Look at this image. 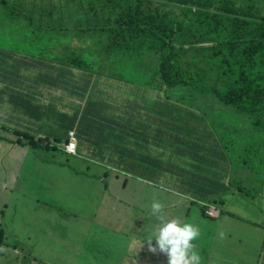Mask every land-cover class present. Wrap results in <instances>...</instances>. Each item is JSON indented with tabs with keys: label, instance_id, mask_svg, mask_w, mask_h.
I'll list each match as a JSON object with an SVG mask.
<instances>
[{
	"label": "crops",
	"instance_id": "crops-1",
	"mask_svg": "<svg viewBox=\"0 0 264 264\" xmlns=\"http://www.w3.org/2000/svg\"><path fill=\"white\" fill-rule=\"evenodd\" d=\"M153 1L14 2L30 16L25 19L28 22L22 30V42L8 55L9 60L20 63L24 76L10 90L0 94V104L11 108H0V122L2 119L10 122L8 125L0 123V127H19L21 132L49 142L51 137H58V132L64 134L71 127V122L66 120L69 115L77 117L79 157H160L157 153L160 147H156L159 142L156 127L160 120L146 113L147 102L156 103V100L140 97V93L156 88L139 81L154 78L156 73L154 56L148 48L154 41L147 39L143 32L152 11L147 3ZM28 3L34 4L30 11L25 10ZM5 27L16 28L10 20L1 23V28ZM77 59L86 61L84 68L70 67ZM152 62V67H146ZM123 69L135 75L128 81H121L118 72ZM90 98L93 102L88 101ZM7 110H12L19 118L8 117ZM82 112H93V119L82 125ZM106 117L112 121H107ZM93 172V177L98 178L100 169H93ZM255 173L254 170L250 173L247 168L236 169V179L259 191L253 197L243 191L224 195L226 204L229 198L238 203L234 209L230 207L234 216L226 214L218 222L211 223L215 228L211 233L214 242L220 239L219 231L226 233L224 250L213 253L207 247L209 238L201 236L196 241L203 245L204 262L201 264H210L214 259L218 264H264V167ZM189 184L170 177V187L177 191L172 193L175 196L172 209L186 206V199L180 197L179 191ZM130 189L133 191L126 193L121 183L114 180L104 188L101 182L93 180L96 201L93 199L89 203L93 205V230L104 227L120 232L116 245L126 258L131 249V238L141 232L143 218L150 215L146 213L147 207L140 203L141 194L133 187ZM75 207L74 215H80L83 208ZM106 213L119 218L103 226ZM150 224L154 230L157 221ZM154 260L151 257L153 264L156 263ZM148 262L143 259L144 264Z\"/></svg>",
	"mask_w": 264,
	"mask_h": 264
},
{
	"label": "rangeland",
	"instance_id": "rangeland-1",
	"mask_svg": "<svg viewBox=\"0 0 264 264\" xmlns=\"http://www.w3.org/2000/svg\"><path fill=\"white\" fill-rule=\"evenodd\" d=\"M195 6L200 8L228 7L235 8L239 14L236 16L241 19L250 20L255 27L258 24H264V20H258L259 12L264 15V0H191ZM34 4L28 3L25 6L26 11L32 10ZM169 27L175 25V16L168 18ZM27 26V20L20 21L18 27H5L0 29V53H4L9 48V44L22 42L21 29ZM177 32V30H175ZM185 32L189 33L187 28ZM15 35V36H14ZM177 37V36H176ZM225 40V41H223ZM177 41L179 38L177 37ZM227 35L221 39L220 43H229ZM235 42V41H233ZM248 45L249 40H243ZM62 57V56H61ZM63 58V57H62ZM9 62V61H6ZM15 67H19L18 70ZM1 87H13L16 81L14 74L19 77L24 76V69L10 62L9 66L1 71ZM147 84H154L156 79L139 80ZM158 91H146L140 93V97L155 101ZM174 96V95H173ZM121 97H119V100ZM174 103L172 101H163V104L154 105L148 103L150 110L156 109L162 113L163 109L172 111ZM0 108L11 109L8 105H1ZM220 110V108H217ZM195 110V117H191L192 122L187 120L172 121L169 124L157 128L158 137L162 138V147L174 151V154L184 155L187 161L194 160L198 165L205 166L209 171H219L218 162V142L211 144L210 134L219 136L218 129L210 128V122L226 128L224 131L234 128L236 134L229 138L227 146L230 149L235 148V154L228 151V162L223 165L222 171L230 172L233 177L235 169L239 166L238 162L243 157V162H248V171L253 173L252 168L259 169L264 166V124L257 126L243 125L244 129L254 130L252 134L246 135L239 130L238 124L244 117L237 114L232 116L226 114L228 121L225 122L223 116H218L219 120L214 119L209 113V107H192L190 113ZM8 117L19 118L12 110H7ZM93 115V112H89ZM9 121L1 120L0 123L8 125ZM189 122V123H188ZM10 123V122H9ZM224 124V126H222ZM10 125V124H9ZM195 141L191 143V138ZM237 135H242V150H239L234 142ZM206 138L203 141V138ZM53 140V138H52ZM62 142L63 138L60 139ZM53 146V145H52ZM208 147L204 152L201 147ZM57 151H34L16 149L11 139L0 142V233L4 237L0 238V264H143L141 255L133 254L126 258L116 243L119 241L121 233L110 228L100 227L93 230V205L89 204L96 201L93 198V169L98 171L96 164H103V159H94L90 157L70 156L66 154L59 145H55ZM169 153V152H168ZM201 156L198 159L195 156ZM165 159V158H164ZM207 159V162H200ZM98 161V162H97ZM90 167V170H87ZM135 169V167H133ZM130 183H142L139 180L129 179ZM126 178V177H125ZM164 181V180H163ZM234 185L237 182L233 180ZM238 186L247 189L249 193L255 194L256 187L249 184L238 183ZM162 195L158 188L146 186L145 190H140L143 195L140 203L143 207H148V197L153 195V199H158L165 204L168 201V195L161 187ZM160 195V196H159ZM174 199V197H172ZM230 200V198H229ZM251 204V200H248ZM76 206L82 207L80 215H74ZM229 207L234 209L238 203L230 200ZM250 206V205H248ZM202 206L200 203L194 204L190 222L195 223L198 214L202 215ZM166 211V209H165ZM177 216V213H173ZM118 215L106 213L102 219L103 226L109 222H116ZM152 219H145L144 225L140 228L145 232V236L150 235L154 230L151 228ZM120 225V222L117 223ZM201 236L208 237L207 247L213 253L224 250L225 239H218L214 242L211 233L215 232L211 221L203 218L201 225ZM92 235L89 236V233ZM134 237V235H133ZM135 242L133 241V245ZM155 241H153V246ZM198 251L203 259V245L198 243ZM15 249L18 250L16 254ZM149 246L144 253L147 254ZM150 258L156 259L155 264H167V257L160 253H150ZM160 261V262H159ZM215 259L211 264H218ZM147 264H153L151 261Z\"/></svg>",
	"mask_w": 264,
	"mask_h": 264
},
{
	"label": "clouds",
	"instance_id": "clouds-1",
	"mask_svg": "<svg viewBox=\"0 0 264 264\" xmlns=\"http://www.w3.org/2000/svg\"><path fill=\"white\" fill-rule=\"evenodd\" d=\"M16 1L18 2L20 0H0V29H2L1 23L5 20H10L12 26L16 27L18 26V24H20V21L30 18V16L27 15L24 9L22 7H19L20 5L17 6V4H14V2ZM147 5L152 8V11L147 19V23L145 27L143 28V32L145 33L146 38L152 39L154 43L156 42V39L159 38L158 35L159 31L154 29V27L157 25L169 27L168 18L170 16H175L177 22V19L181 11H183L186 8L185 4L181 2V0H154L152 3H147ZM140 29H142V27H140ZM22 30L24 29L22 28L21 31ZM21 37L24 38L23 33H21ZM14 44L16 46L11 47V45ZM17 44H18L17 42L9 44V48L5 50L4 53H0V80L2 79L1 71L3 70V68L9 66L10 62H14L17 65H20L19 62L8 59L10 50L16 49ZM155 65H156V73L154 75L155 76L154 78L156 79V82L154 84H148V85H154L156 88L155 91H158L160 93H159V98L156 99V103L147 102L146 113L148 114V111H150V109L148 108V103H153L155 106L158 104L162 105L164 100L172 101L174 103V107L172 108L173 115L172 113L168 114V121H165L163 123L162 120L163 113H157L158 116L156 117L157 119L160 120V124L157 125L156 127V136H157V140L159 141L158 143H156V147H160V151L157 153L161 154V156L160 157H129V159H137L136 161L129 160V164L135 167L134 174H129L125 172V169L118 170L113 165L107 164L105 159H103V164H107V165L105 166L101 164L100 165L96 164L100 169L99 177L98 178L93 177V179H89V181L97 180L102 183L104 188H108L109 183L112 180L118 181L121 183V186L126 193H130L133 191L132 189H130V187L135 188L136 189L134 190L135 192H139L141 189L145 190L146 186H151L154 188H158V190L160 191V195H162L161 187H163V191L166 193V195H168V201H166L165 204L158 199L151 200V198H153V195L151 197L146 196L148 198V202H147L148 207L146 213H150V215L145 216L142 221L144 222L145 219H152V222L157 221L156 227L154 231L148 236H145V232L143 231L139 232L137 236L134 234V237L131 238V243H130L131 249L129 252V256L133 254L141 255L142 262L144 258L148 259V261L150 262L151 258L149 255L152 252L154 254L156 253L164 254L167 257V264H201V262H204V259L201 260V255L200 252L198 251V246L196 241H198L201 238L202 233L200 227L203 224V218L211 221V223H215L218 222L220 218L226 214L234 216V213L230 210V207L228 206L229 202L226 204V199L224 195L229 192L237 191L241 193V191H243L246 192L249 196L253 197L256 195V193H258L259 190L256 189V193L251 194L248 192L247 189H243L239 187L238 183L244 184L246 182H241L240 180L236 179V175H235L236 169L233 173L234 174L233 177L231 176L230 172H226V170H224L223 172L221 169L220 172L216 173L213 176V178L209 179L208 182H205L200 178V176L196 174V173L206 174L204 172V166L198 165L192 159H190L192 162L187 161V158L184 155L174 154L172 147L170 151L162 147V138L158 137L157 128L159 126H162L163 124L166 125L171 123L172 121H178V118L176 116V111L179 106V104L177 103V99L181 100L182 98L178 91H174L175 95L173 96V98L165 94V90H163L161 85L160 77L156 76V74H160V70H159L160 62ZM150 66L152 67V64ZM15 69L18 70L19 67H15ZM14 75L15 77L13 79L16 82H19L18 79L22 77H19L17 74ZM209 82L211 83L213 88L218 90L223 89L215 81L209 80ZM159 84L160 86H158ZM10 89L11 87H1L0 94ZM207 89L208 87L206 86V90ZM193 94H194L193 92H188L184 98L186 104L180 105L182 107L183 120L192 122L191 117L196 116L195 110H193L194 111L193 113H190L193 106L209 107L210 108L209 113L216 120L217 119L219 120L218 116H223L225 122L228 121V118L225 117L226 114L232 116L235 113L237 114V116L240 117L239 113L233 111L232 109L226 108L225 106L218 103L215 99H213L212 102H209L208 104H205L202 101H197L196 103H194ZM218 107L220 108V110L217 109ZM82 113H83L82 125L89 122L90 119H93V115L89 114V112H82ZM76 119L77 117L67 115L66 120L71 122L72 124L71 125L72 129H69L67 131L68 132L67 143H62V144L55 143L52 140V138L54 137H51L50 141L47 143H51V147L56 148V150H51V151H57L58 148L55 147V145H59L60 148L66 154L70 156H78L77 147L79 142V134H78V127L75 126ZM243 119L238 124L239 129H243L242 128L244 124ZM222 126H224V124ZM220 127L221 126H218L213 122H210L211 129L216 130ZM251 131L254 132V130L252 129ZM15 133L25 135L32 139H36L35 137L29 136L21 132L19 127L14 126L8 129H3V127H0V142H3L7 140V138H9L12 140L14 147H21L27 150H34L31 147L26 146L25 144H21V143H26V140L23 139L22 137L16 136ZM71 134H73V140ZM209 134H210V149L212 143H216V142L220 143L219 150L217 152L219 158L218 162L224 165L226 162H228V158H229V155L225 154V152H228L225 148L226 147L230 148L231 146L230 145L227 146L228 141L226 140V137H224L222 134H219V136L213 135L211 133ZM205 139L206 138L204 137L203 141H205ZM36 140H42L46 142V140L43 139H36ZM190 141L191 143L195 141V137H193V135ZM241 142H239V144L236 146L239 150L243 149ZM201 149L204 152L208 151V147L206 146L201 147ZM34 151H46V150L36 149ZM195 157L201 159V156L197 155ZM162 161L166 166L165 171H163L161 168ZM200 162H203V160ZM247 165L248 162L245 161L237 169L247 168L248 170L250 169V167H248ZM261 168L259 169L252 168V170H254L257 173V171L260 170ZM224 173L225 176L228 178L221 177ZM128 176H130L129 179L139 180L142 183V185L139 183L136 184L130 183L129 180L127 179ZM170 177L177 178L179 180L183 179L190 183L189 187H186L179 191L180 197H184L186 199V206L180 207L178 210L172 209L171 206V202L174 201L175 199V196L172 195V193L177 191L172 187H170ZM233 180L237 182L236 186L234 185ZM222 186L224 187L223 189ZM142 196L143 195H141V197ZM172 197H174V199H172ZM196 203H200V205L202 206L201 208L202 215L198 214V218L196 222L193 223L190 222L189 219L191 217L194 204ZM174 212L177 213V216L173 215ZM0 226H2L1 222H0ZM0 236L1 238H3L4 233L1 232ZM218 236L222 240L227 238L226 233L223 231H219ZM133 241L135 242L134 245H133ZM153 241H155L154 246H153ZM148 246H149V250H147V254H145L144 251ZM15 252L16 254H18L17 249H15ZM35 264H39L37 260H35Z\"/></svg>",
	"mask_w": 264,
	"mask_h": 264
},
{
	"label": "trees",
	"instance_id": "trees-1",
	"mask_svg": "<svg viewBox=\"0 0 264 264\" xmlns=\"http://www.w3.org/2000/svg\"><path fill=\"white\" fill-rule=\"evenodd\" d=\"M181 2L185 4L186 8L181 11L175 25L172 27L155 26L154 29L159 31V38L148 46L154 56V64L160 62V74H156V76L160 77L165 94L173 98L174 91H178L182 98L181 100L177 99L179 104L176 111L177 123L183 120L180 105L186 104L184 99L186 94L193 92L194 103L202 101L208 104L215 99L226 108L239 113L240 117H244L243 125L253 127L260 125L261 122L264 124V24H258L255 27L252 21L236 17L239 12L235 8L221 6L200 8L195 6L191 0H181ZM258 20H264L262 12H259ZM186 28L191 35L185 32ZM226 35L230 42L220 43ZM243 40H249L245 47H242L245 44ZM85 64L86 61L77 59L70 64V67L84 68ZM151 64L153 62L146 64V67ZM118 75L122 77L121 81H128L135 73L123 69L118 72ZM209 80L215 81L223 89L213 88ZM88 101L93 102V98ZM157 113L156 109L148 111V114L153 118L158 116ZM162 113L163 123L168 121L169 113L173 115V111L169 112L166 109H163ZM105 119L112 121L110 117ZM225 128H218L224 137L231 138L236 134L234 128L224 131ZM239 130L246 135L252 134L253 136L254 133L251 129ZM67 131L64 134L58 133V137H54L53 141L60 144V139L63 138L62 143H67ZM15 135L26 140V143L21 144L34 150L43 149L48 152L56 150L51 147V143L32 139L19 133H15ZM234 139L237 146L242 140V135H237ZM225 149L235 154V148L231 150L226 147ZM225 154L228 155V152ZM104 159L107 164L113 165L118 170L125 169V172L129 174L135 173L129 160L136 161L137 159H129V157ZM207 161V159L203 160V162ZM242 163L243 157L239 160L238 167ZM215 164L218 165L219 171H209L204 166L206 174H196L203 181L208 182L224 168L219 162ZM161 168L163 171L166 170L163 161ZM221 177L226 178L225 173Z\"/></svg>",
	"mask_w": 264,
	"mask_h": 264
},
{
	"label": "built area",
	"instance_id": "built-area-1",
	"mask_svg": "<svg viewBox=\"0 0 264 264\" xmlns=\"http://www.w3.org/2000/svg\"><path fill=\"white\" fill-rule=\"evenodd\" d=\"M72 140H73V134H71Z\"/></svg>",
	"mask_w": 264,
	"mask_h": 264
}]
</instances>
